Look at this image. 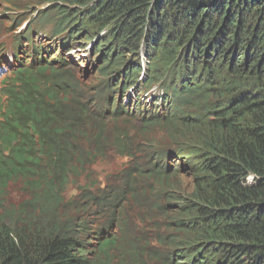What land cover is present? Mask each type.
Here are the masks:
<instances>
[{
  "label": "trees",
  "instance_id": "1",
  "mask_svg": "<svg viewBox=\"0 0 264 264\" xmlns=\"http://www.w3.org/2000/svg\"><path fill=\"white\" fill-rule=\"evenodd\" d=\"M58 1L71 10L44 22L56 43L28 29L14 39L13 77L0 89V264H123L111 256L124 228L114 211L147 210L157 200L149 188L133 194L126 183L94 198L97 183L79 187L110 213L93 229L87 209L64 197L109 150L135 157L124 134L107 130L126 119L167 132L149 155L164 176L159 193L192 171L208 196L173 203L181 236L161 264H264V0ZM80 52L107 74L89 92L56 77Z\"/></svg>",
  "mask_w": 264,
  "mask_h": 264
},
{
  "label": "rangeland",
  "instance_id": "2",
  "mask_svg": "<svg viewBox=\"0 0 264 264\" xmlns=\"http://www.w3.org/2000/svg\"><path fill=\"white\" fill-rule=\"evenodd\" d=\"M58 8L65 12L71 10V7L60 4L58 0H0V89L4 82H9L13 77L11 72H9V66L5 67L8 65L5 61L12 63V43L14 39H18L21 36L22 31L26 29L33 30L35 38L38 35L36 32L40 31L41 35L38 38L43 40L44 43H56V40L46 35L47 28L44 22L61 19L62 13L56 11ZM83 45L85 44H82V47H84ZM138 53H141V49ZM53 55L54 51L48 56V59L50 60ZM72 56L75 57L72 63L65 59L70 66L59 67L58 76H56L59 79L71 80L77 83V89L89 92L96 85L94 80L107 76L106 72H102L101 69L97 73L93 69V65L89 63L90 60L88 58L94 60V54L89 55L80 52ZM129 58L130 56L127 55L125 60ZM48 76L50 75L46 72L45 77ZM83 102H85L84 99ZM87 103L89 104V101ZM91 110L92 108H90V114ZM163 129L161 125L157 124L146 127L144 121L132 119L111 121L107 126V130L118 135L124 134L127 141L126 147L135 157L132 159L121 157L109 150L110 152L102 161L95 162L90 168L89 181L79 180V178L75 180L72 176L69 181L70 184L66 187L65 202H72L77 198L79 205L83 206L85 210L87 209L85 219L82 221L88 229L95 228V225L99 223L98 220L105 221L110 213L103 212L102 208L99 207L95 209L89 200H86L89 193L84 191L79 194V187L97 183L99 190L94 193V198H97L99 191L103 192L104 197L113 190L117 192V189L124 188L127 183V190L130 193L134 194L137 190L149 188L147 192L151 195V199L153 201L157 199L152 206L143 211L137 210V203L123 205L119 209H115L114 212L117 213L116 215L124 225L122 230H115V234L119 238L118 251L113 250L111 252V256L117 258L115 262L121 261L123 264H161L163 259L169 256L172 246L175 245L171 240L181 236V234H176V227L170 224V222L180 219L178 214H173V203L201 202V197H208L206 192L200 191L196 187V175L191 171L193 170L191 168L189 169L191 171V173L188 172L189 174L180 172L170 178L169 182L173 186L166 184L164 192L161 191L159 193L158 186L161 185L155 184V179L157 178L155 176L160 178H164V176L160 173H154L156 169L151 164L158 160L154 161V157L149 158V155L152 151L159 149L160 142H165L164 137L167 136V132L162 134ZM185 136L190 138V133H185ZM184 140H178V142L189 144ZM175 164L178 165V162ZM140 167L147 168L154 177H144V175L136 173L137 169L140 170ZM126 175L131 176L126 179ZM164 196L166 197L164 198ZM165 201H169L167 203L171 204L167 208L166 203L164 204ZM158 202L165 206L164 208L166 209L163 212L156 213V203ZM84 205L87 206L85 207ZM91 206L93 207L92 210H90ZM182 235L192 238L190 231ZM131 247H133V250L129 249ZM177 247L179 248L180 246ZM134 255L138 259L134 258ZM135 259L137 260L136 262L134 261Z\"/></svg>",
  "mask_w": 264,
  "mask_h": 264
},
{
  "label": "clouds",
  "instance_id": "3",
  "mask_svg": "<svg viewBox=\"0 0 264 264\" xmlns=\"http://www.w3.org/2000/svg\"><path fill=\"white\" fill-rule=\"evenodd\" d=\"M26 30H27V29H26ZM26 30L22 31L20 35H22L24 32H26ZM19 38H20V37H18V39H19ZM12 47H13V45H12ZM12 47H11V50H12ZM6 62H8V61H5V63H6ZM246 180H250V181H251V178H248V179H246Z\"/></svg>",
  "mask_w": 264,
  "mask_h": 264
},
{
  "label": "bare ground",
  "instance_id": "4",
  "mask_svg": "<svg viewBox=\"0 0 264 264\" xmlns=\"http://www.w3.org/2000/svg\"><path fill=\"white\" fill-rule=\"evenodd\" d=\"M5 67H8V65H6ZM246 179H248V178H246ZM247 181V183H250L251 181L250 180H246Z\"/></svg>",
  "mask_w": 264,
  "mask_h": 264
}]
</instances>
